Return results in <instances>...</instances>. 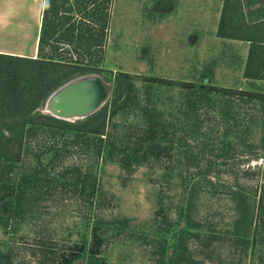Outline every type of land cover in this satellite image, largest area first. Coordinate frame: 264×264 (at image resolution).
I'll return each mask as SVG.
<instances>
[{"label": "rangeland", "instance_id": "obj_1", "mask_svg": "<svg viewBox=\"0 0 264 264\" xmlns=\"http://www.w3.org/2000/svg\"><path fill=\"white\" fill-rule=\"evenodd\" d=\"M83 1L86 3L68 0L66 7L70 8L72 19L64 29L74 24L77 32L81 25L82 29L87 26L92 33L100 34L101 19H94L96 15L91 17L96 5ZM98 4L106 8L103 10L106 17L102 13L105 30L101 45L92 46L89 51H83V48L78 51L74 48L76 42H58L56 45L52 38L44 47L45 56L54 55V58L72 64L68 69L96 70L65 81L34 112L71 122L81 120L85 117L75 113L67 116L55 113L51 102L56 90L76 83L89 85L92 92H96L99 109L112 100V89L119 72L133 77L141 97L146 91L145 77L264 93V79L244 76L251 47L264 51V0H110L107 3L99 0ZM225 7L239 15L236 22L241 36L258 41L218 35ZM21 31L19 36L0 39L3 48L11 44L12 38L17 39L19 46L31 45V27L25 26ZM37 55L38 52L34 57ZM189 93L178 86H161L153 93L156 95L153 99H158L157 109H165L166 115L172 113L174 125L166 132L174 133L175 139L185 137V149L188 155L196 157V165H183L185 157L181 158L182 163L176 161L179 148L175 142L171 152L174 156L163 155L159 162L132 166L131 171L123 169L117 160L103 162L83 145L67 146L58 160L49 165L48 171L52 175L67 167L89 168L96 175L99 197L90 203L77 193L58 186H52L49 195L26 189L23 202L28 207H22L21 211L11 207V212L0 213L3 217L0 219V253L9 256V264H55L54 259L61 253L70 252L83 241L89 243L90 224L95 221L105 223L104 231H108L95 264H264V232L261 228L255 243L248 244L245 251L234 240L231 225L237 211L227 192H220L225 186L217 193L208 191L207 187L196 192L191 189L201 176L197 171L207 167L208 159L220 162L217 155L204 148L203 154L199 153L201 139L206 133L217 139L224 126L215 128L211 123L216 109L204 116L203 133L190 127L193 115L185 124H178L179 120L184 121L183 104ZM216 98L210 103L222 106V98ZM235 103L240 113L244 110L252 112L250 106ZM168 104L172 106L170 111L166 107ZM201 113L204 115V109ZM112 122L118 131H128L129 127H138L140 116L122 111ZM252 128L250 142L260 145L261 126L255 124ZM230 138L235 140L232 134ZM55 141L61 145L60 140H49L38 134L32 139L29 155ZM212 146L211 141L209 147ZM259 153L258 157L254 154L241 156L240 153L236 157L235 153L232 166L223 167L225 171L217 177L220 183L225 181L233 185L237 182L257 190L258 197L263 182L261 171L253 176H246L244 171L263 169L264 150ZM31 158L25 157L22 163L14 166L8 174L9 183H19L22 170L31 171ZM206 175L216 181L214 174ZM18 198L21 200V193ZM73 264L83 262L78 259Z\"/></svg>", "mask_w": 264, "mask_h": 264}, {"label": "trees", "instance_id": "obj_2", "mask_svg": "<svg viewBox=\"0 0 264 264\" xmlns=\"http://www.w3.org/2000/svg\"><path fill=\"white\" fill-rule=\"evenodd\" d=\"M87 1L96 5L95 8L93 7L91 17L96 15L94 19H101L100 34L92 33L87 26L82 29L81 25L77 32L74 24H70V27L65 30V25L69 24L72 19L70 8L66 7L68 0H51V8L42 9L41 13L38 55L32 57L0 52V213H5L8 210L11 212V207L14 208V211L16 207L19 208V211L22 210V207H28V204L23 202L26 189H33L34 192L37 191L36 193L49 195L52 193L50 192L51 187L58 186L64 191L70 190L77 193L90 203L95 197L98 198L100 192L97 178L89 168L84 170L79 166L67 167L59 174L52 175L48 171L49 165L58 160L67 146L83 145L103 162L117 160L123 169L131 171L132 166L137 167L148 162L153 164L159 162L163 155L170 156L175 142L179 148V156L176 161L182 163L181 158L185 157L183 165H196V157L188 155L185 149L187 145L185 137L175 139L174 133L166 132V129H171V126L174 125L170 117L172 113L166 115L165 109H157L158 99H153L156 97L153 93L158 87L178 86L181 91L190 92L184 103L186 107L183 104L184 121L179 120L178 124H185L188 117L193 115L190 127L202 132L201 123L204 121V116L210 110L216 109L214 113L216 116L213 117V120L211 116V123L215 128L219 125L224 126L217 139L212 138L210 133H206L204 139H201L203 141L199 144V153L203 154L202 148H204L217 155L220 162L208 159L207 167L197 171L201 176L191 189L196 192L199 188L207 187L208 191L212 190L217 193L221 187L225 186L220 192H227L237 211V216L231 225L235 236L234 240L244 251L247 250L248 244L255 243L259 228L264 232V167L263 169L258 167L257 172L244 171L246 176H253L261 171L263 182L258 197L257 190L248 189L245 185L242 186L237 182L230 185L224 181L223 184L217 177L225 171L223 167L232 166V161L236 160L235 153L236 157L238 153L241 156L254 154V157H258L259 151L264 150L263 92L209 84L178 83L162 78L145 77L146 91L141 97L133 77L126 72H119L112 89V100L81 120L71 122L34 112L48 95L65 81L76 75L96 70V68L83 67H75L71 70L68 68L72 64L66 63L61 58H54V55L50 57L44 55V47L49 44L52 38L56 45L58 42H76L77 46L75 45L74 48L77 47L78 51L82 48L83 51H89L92 46L101 45L105 30L102 13H104L103 10L106 11V8L100 7L99 0ZM109 1L103 0L106 3ZM238 18L239 15L228 11L225 7L221 14L218 35L254 41L255 39H250L251 37L241 36L236 22ZM244 76L264 79L263 50L259 51L251 47ZM216 97L222 98V106L210 103L212 98L215 102ZM236 101L250 106L252 112L248 113V110H244L240 113L237 110ZM203 106L204 108H202ZM166 107L168 111L172 108L170 104ZM203 109L204 115L201 113ZM122 111L138 114L140 116L138 127H129L128 131H118L117 125L112 120ZM255 124L260 125L261 133L263 132L259 141L260 145H255L249 139L254 131L252 126ZM38 134H43L49 140L50 138L60 140L61 145L55 141L50 145H44V148L42 146L43 149L39 147L37 152L29 155L32 139L36 138ZM230 134L234 136L235 140L230 138ZM211 141L213 146L209 147ZM28 156L32 157L31 160L34 161H32L33 165L29 166L31 171L27 172L20 168L22 170L20 182L9 183L8 174L14 170V166L22 163ZM210 173L215 175L216 181L206 175ZM187 181L184 180V182ZM43 188L46 190H41ZM20 193L21 200L18 198ZM256 197L257 200H255ZM0 219H3L1 215ZM105 226L106 224L101 221L90 224L89 243L83 241L70 252L61 253L54 259L55 264H73L78 259H81L83 264H95V257L100 254L108 235V231H104ZM116 229L120 230V227ZM9 263V256L0 253V264Z\"/></svg>", "mask_w": 264, "mask_h": 264}, {"label": "crops", "instance_id": "obj_3", "mask_svg": "<svg viewBox=\"0 0 264 264\" xmlns=\"http://www.w3.org/2000/svg\"><path fill=\"white\" fill-rule=\"evenodd\" d=\"M12 6L16 8V15L11 20H6L3 26H0V39L21 35L20 32L25 26L31 27L33 33L32 44L28 46H19L18 41L12 38L11 44L6 45V49L0 44V52L21 56L34 57L37 53L38 35L40 28L39 19L42 13V0H12ZM7 5L0 6V10ZM23 33V32H22ZM14 40V41H13ZM8 43V42H7Z\"/></svg>", "mask_w": 264, "mask_h": 264}, {"label": "water", "instance_id": "obj_4", "mask_svg": "<svg viewBox=\"0 0 264 264\" xmlns=\"http://www.w3.org/2000/svg\"><path fill=\"white\" fill-rule=\"evenodd\" d=\"M81 84L76 83L69 87L62 86L56 90L53 95L54 99L52 97L53 102H51L55 113L59 116L75 113L86 117L98 109L100 105L96 101V92H92L89 85L83 86Z\"/></svg>", "mask_w": 264, "mask_h": 264}, {"label": "clouds", "instance_id": "obj_5", "mask_svg": "<svg viewBox=\"0 0 264 264\" xmlns=\"http://www.w3.org/2000/svg\"><path fill=\"white\" fill-rule=\"evenodd\" d=\"M7 5L0 10V26H3L6 20H11L16 15V8L12 6V0H0V6ZM43 10L51 8V0H42Z\"/></svg>", "mask_w": 264, "mask_h": 264}, {"label": "bare ground", "instance_id": "obj_6", "mask_svg": "<svg viewBox=\"0 0 264 264\" xmlns=\"http://www.w3.org/2000/svg\"><path fill=\"white\" fill-rule=\"evenodd\" d=\"M49 109V108H48Z\"/></svg>", "mask_w": 264, "mask_h": 264}]
</instances>
